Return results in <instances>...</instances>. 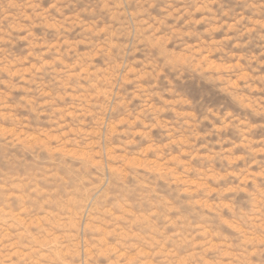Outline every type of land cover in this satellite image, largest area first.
Listing matches in <instances>:
<instances>
[{
  "label": "rangeland",
  "instance_id": "rangeland-1",
  "mask_svg": "<svg viewBox=\"0 0 264 264\" xmlns=\"http://www.w3.org/2000/svg\"><path fill=\"white\" fill-rule=\"evenodd\" d=\"M0 264H264V0H0Z\"/></svg>",
  "mask_w": 264,
  "mask_h": 264
}]
</instances>
